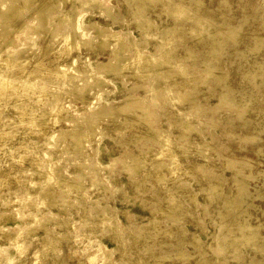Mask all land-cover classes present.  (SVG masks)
<instances>
[{
	"label": "rangeland",
	"instance_id": "374dc122",
	"mask_svg": "<svg viewBox=\"0 0 264 264\" xmlns=\"http://www.w3.org/2000/svg\"><path fill=\"white\" fill-rule=\"evenodd\" d=\"M5 1L7 6L3 4ZM7 1L0 0V4H3L0 8L10 9L14 6L12 0ZM41 1L44 4L46 0ZM41 1L37 0L38 6H34L36 10L31 8V11H22L14 26L11 23L3 24L0 17V54L6 57L7 53L16 52L21 60L27 62V68L17 72L19 82L27 83L31 75L43 68L46 69L43 76L49 79L47 82L40 78V83L37 82L47 88L45 94L36 91L18 95L16 86L12 85L6 97L0 99V117L4 119V125L0 127V264H105L106 255V264H197L200 253L207 257V264H264V240L260 241L264 237V197L258 191V187L264 191V39L260 43L254 40L257 36L264 38V0H226L223 3V0L200 1L199 10L211 15L204 24L206 28L220 27L228 31L233 23L241 25L237 34L238 42L232 45H229L232 42L227 43L218 55L207 52L210 40L204 39V35L208 31L198 33L195 29L201 25H196L187 16L174 18L172 13L169 14L164 9L163 0H148L149 8L141 3L134 6V0H59L60 8L51 11L50 25H59L61 32H65V28L78 27L76 35L80 41L68 51L65 43L54 38L48 48L50 32L38 24L40 15L44 13L40 9L43 6ZM182 1L196 5L193 0ZM17 2L23 3V0ZM73 5L76 8H71ZM73 10L71 21L64 22L66 20L63 21L60 16ZM139 13L146 15L145 21L152 19L154 27L144 30L138 22L139 18H143ZM135 16L138 18L135 19ZM25 18H32L33 21H25ZM97 25L100 26L99 29ZM27 26L29 27L26 28ZM103 27H109L108 30L105 29L110 35ZM163 28L168 29L171 37L170 47H165V55L171 61L160 62L147 71L141 70L144 73L149 72L143 78L132 74L136 70L133 65L111 70L102 69L98 77L94 76L99 70L98 62L108 61L112 57H115L112 58L114 62L117 59L119 62L122 57L135 55L138 49H143L146 54L157 52L160 46L157 37ZM17 29L22 31L21 34L19 30L17 33ZM101 34L107 37L104 45L100 43L103 38ZM25 36L31 41H26L28 39ZM18 37L21 38L17 39ZM121 39H126L125 43ZM17 40L22 43L19 44ZM121 42L120 48L118 44ZM16 43L20 48L14 50L17 48ZM3 48L5 51L8 48L7 52ZM113 50L117 55L109 52ZM189 50L193 51L192 55L188 54ZM176 61L190 75L174 69L178 65ZM36 63L40 66L34 65ZM86 64L91 68V77L75 78L69 88L57 80L55 72L73 67L77 69ZM168 70L170 72L167 74ZM99 77L104 80L101 81ZM227 87L234 90L235 96L230 101H222ZM95 93L99 95L95 96ZM136 94L140 98L144 97L142 109L121 110L122 100L129 98L128 101H133L134 96L135 100L140 99ZM153 95L156 97L154 100ZM55 101L58 109L44 116L42 112L49 110ZM102 105H106L110 111L101 113L98 117L94 116L95 111H99ZM194 106L197 107L194 109ZM134 111L137 112L136 117ZM33 112L36 113L40 125L36 123L37 130L32 131V122L28 118ZM142 112H147L148 115L144 116ZM146 116L155 118V122L150 121V117L147 120ZM91 117H95V121L90 125L88 118ZM76 118L86 119L76 124V128L86 133L83 144L77 147L73 143L72 132L69 131L70 127H74ZM129 118H133L131 124ZM146 120L150 123H145ZM124 126L126 127L123 128ZM59 129L67 132L58 135ZM147 130L168 132L178 154L177 158L172 159L169 155L158 156L163 148L162 142L155 136L148 135ZM50 132H53L52 135ZM199 149L204 151L200 152ZM131 153L135 157H144L140 168H126L135 160ZM44 158L54 162L53 166L58 172L67 177L62 184L49 182L52 179L44 175ZM114 158H119V161L110 164ZM234 158L238 160L237 163L230 162L229 165L228 161L235 160ZM160 159L166 162L160 164ZM241 160L249 162V166L252 164L249 167L251 169L246 167L243 172L249 173L251 170L254 177L248 178L251 192L248 196L250 201L248 204L246 202L248 210L239 215L242 219L238 216L237 220L247 219L252 224H260L261 236L257 243L239 246V251H235L231 242V246L229 244L227 248L221 249L223 253L218 251L216 239L219 225L225 220L222 215L227 211L223 196H227L225 193L237 194L234 173L236 168H240ZM209 173L216 177L220 174L218 177L222 179V188L220 186L219 191L221 189L225 193H214V189L212 191ZM158 174L163 175V178L159 179ZM42 189L58 195L57 202L50 204L39 196L33 199V204L23 203L24 198L34 196L37 191L42 192ZM45 195L47 194H43ZM174 199L180 205H175ZM63 201L65 205L61 204ZM49 210L54 215L35 224L34 216L41 217ZM105 214H110L112 221H103ZM113 220L114 224H111ZM44 224L55 233L50 234V237L55 238L57 245L42 254L39 248L43 247V238L47 232ZM183 225L187 229L181 228ZM234 231L235 233L232 229L228 240L233 241L236 238L234 236L239 230ZM16 233H19L18 237H15ZM178 236H185V244L184 239L182 245L177 244ZM198 237L202 241H198ZM223 240L222 242H229ZM198 242L203 248L196 249ZM135 243L140 251L136 252L131 248ZM182 248L188 252V259L180 253ZM255 248H259V251ZM213 251L217 253L216 256ZM235 253L239 258H234L237 257ZM218 260H221L220 263Z\"/></svg>",
	"mask_w": 264,
	"mask_h": 264
},
{
	"label": "bare ground",
	"instance_id": "6f19581e",
	"mask_svg": "<svg viewBox=\"0 0 264 264\" xmlns=\"http://www.w3.org/2000/svg\"><path fill=\"white\" fill-rule=\"evenodd\" d=\"M3 1V0H2ZM13 1V5L14 6H12L10 9H6V7L3 9V8H0V17H1V19L4 21L3 22V24L4 23H11V24H13V26H14V24L16 23V18L18 17V15L19 14H21V12L22 11H24L25 10V12H26V10H30L31 8H34V6H38V2H37V0H23V3H18L17 2V0H12ZM36 1V2H35ZM39 1V0H38ZM41 1V0H40ZM44 1V0H43ZM87 1H90V0H87ZM94 2H96L97 0H93ZM102 1V0H101ZM129 1V0H128ZM147 1L148 0H134V6L136 5V3H141L142 4V6H145L146 5V7H148L149 6V4L147 3ZM193 1H195L196 2V5H192V4H189L188 2L187 3H185V2H183L182 0H163V2H165V7H164V9L169 13V14H171L172 13V15L174 16V18L176 17V19L177 18H183L184 16H187V17H189L196 25H201V27H198V28H196L195 30H197L198 31V33H203L204 31H208L207 33H206V35H204V39H207V38H209V40H210V42H209V45H208V53L211 55H218L221 51H222V49L224 48V46L227 44V43H230V42H232V43H230L229 45H232L234 42L236 43V42H238V40H239V38H238V33H239V31H240V28H241V25L240 24H237V25H234V23H233V26H231V28L229 27V29H228V31H227V29H223V28H220V27H215V28H206L205 26H204V24H205V22L206 21H209V19L211 18V15H209V14H206V13H204V12H202V11H200L199 10V4H201V0H193ZM226 0H223L222 1V3L223 2H225ZM7 2H9V0L7 1ZM40 3V2H39ZM41 3H42V1H41ZM60 2H59V0H46L45 2H44V4L42 3L41 5H43V6H41L40 7V9L42 10L41 12H43L44 11V13L43 14H41L40 15V21L38 22V24H39V26H43L45 29L47 28L48 29V31L50 32V38H51V40H50V43H49V45H48V48H50L51 47V44L53 43V40H54V38L55 39H57V40H59L61 43H65V45H66V49L69 51L70 49H71V47H73L77 42H79L80 41V39H78V36L76 35V33H77V31H78V27H74L73 29L71 28V29H68V28H65V32H61V31H59V25H58V27H56L57 26V24H55L54 22V24L56 25H54V26H51L50 24H51V17H50V15H51V11L52 10H54L55 8H60V6L59 5H61V4H59ZM74 3V2H73ZM83 3V2H82ZM3 4H5L6 5V1H5V3H3ZM2 3L0 4V7H1V5H3ZM8 4V3H7ZM76 4V3H75ZM84 4V3H83ZM103 4H104V2H103ZM131 4V3H130ZM140 4V5H141ZM198 4V5H197ZM40 5V4H39ZM77 5V4H76ZM105 5V4H104ZM109 5V4H108ZM108 5L106 6V7H108ZM7 6V5H6ZM138 6V5H137ZM4 7V6H3ZM35 7V8H36ZM83 7V6H82ZM109 7H110V5H109ZM32 9V10H36V9ZM71 8H76L74 5L73 6H71ZM138 8V7H137ZM141 8V6H139V9ZM149 8V7H148ZM6 9V10H5ZM40 9H38V10H40ZM63 9V8H62ZM109 9L110 8H108V10L107 11H109ZM67 10H69V9H67ZM72 10V9H71ZM141 10H142V8H141ZM31 11V10H30ZM66 11V10H65ZM82 11V10H81ZM106 11V12H107ZM191 11H193V12H191ZM73 12H74V10L71 12V11H68V12H64L63 13V15L62 16H60V17H62L63 18V21L64 20H66V21H64V22H70L71 21V19H72V15H73ZM78 12V11H77ZM83 12V11H82ZM82 12H81V14H82ZM136 12V11H135ZM138 12H139V10H138ZM141 12V11H140ZM33 13V12H32ZM37 13H38V11L36 12V14L34 13V16L35 15H37ZM80 13V12H79ZM78 13V14H79ZM108 13V12H107ZM31 13H29V15H30ZM55 14H56V12H55ZM77 14V15H78ZM80 14V15H81ZM109 14V13H108ZM140 14V13H139ZM138 14V15H139ZM52 15H53V13H52ZM76 15V14H75ZM141 16H143L144 14H140ZM54 16V15H53ZM79 16V15H78ZM136 16H137V14H136ZM136 16H135V19H137L136 18ZM146 16V15H145ZM145 16H143V18H139V24H140V26H142V28L144 29V30H146L147 31V29L148 28H153L154 27V23H153V21H152V19L151 20H147V21H149V22H147V21H145L144 20V17ZM20 17V16H19ZM21 17H22V15H21ZM59 17V16H58ZM32 18H34L33 16H32ZM32 18H30L31 19V21H33L32 20ZM75 18H76V16H75ZM150 18V17H149ZM29 19V18H28ZM27 19V20H28ZM29 19V20H30ZM35 19V18H34ZM37 19V18H36ZM146 19V18H145ZM17 20H19V18H17ZM26 20V18H25V21H27ZM61 20V19H60ZM68 20V21H67ZM73 20H74V18H73ZM24 21V20H23ZM36 21V20H35ZM35 21H34V23H35ZM62 21V20H61ZM62 21V22H63ZM76 21V20H75ZM15 22V23H14ZM37 22V21H36ZM63 22V23H64ZM79 22V21H78ZM78 22H77V24H78ZM21 23V22H20ZM32 23V22H31ZM75 23V22H74ZM93 23H95V22H93ZM228 23V22H227ZM23 24H25V22H23ZM22 24V25H23ZM76 24V25H77ZM230 23H228V25H229ZM232 24V23H231ZM18 25V24H17ZM21 25V26H22ZM34 25H36V24H34ZM75 25V26H76ZM4 26V25H3ZM2 26V27H3ZM6 26L7 25H5V28H6ZM8 26H10V25H8ZM26 26V25H25ZM32 26H33V24H32ZM31 25H30V27H32ZM98 26V25H97ZM227 26V25H226ZM29 26H27L26 28H28ZM38 27V26H37ZM99 27L100 26H98V29H99ZM175 27V26H174ZM193 27V26H192ZM1 28V27H0ZM9 28V27H8ZM11 28V27H10ZM9 28V29H10ZM15 28V27H14ZM18 28H19V26H18ZM22 28V27H21ZM34 28V27H33ZM69 28H70V26H69ZM102 28V27H101ZM104 28V27H103ZM107 30H108V28L107 27H105ZM104 28V30L106 31V29ZM162 28V27H161ZM173 28V27H172ZM3 29H4V27H3ZM9 29H6V30H9ZM23 29H25L24 28V26H23ZM62 29V28H61ZM111 29V28H110ZM156 29H157V26H156ZM18 30H19V32L21 31L20 29H17V33H18ZM25 30H27V29H25ZM30 30V29H29ZM33 30V29H32ZM3 31V30H2ZM13 31H14V29H13ZM12 31V32H13ZM16 31V30H15ZM100 31H101V29H100ZM110 32H111V30H109ZM118 31V30H117ZM117 31H115V33L117 32ZM120 31V30H119ZM122 31V30H121ZM159 31V30H158ZM22 32V31H21ZM21 32L19 33V34H21ZM107 32V31H106ZM105 32V33H106ZM0 33H1V31H0ZM2 33H5V30L2 32ZM8 33H10V32H8ZM26 33V32H25ZM102 34H103V32H101ZM107 33H109V32H107ZM112 33V32H111ZM122 33H124V32H122ZM130 33H131V31H130ZM152 33V32H151ZM158 33V32H157ZM157 33H155V34H157ZM205 33V32H204ZM14 34V33H13ZM29 34H30V32H29ZM101 34V35H102ZM119 34H121V33H119ZM125 34H126V32H125ZM143 34V33H142ZM11 35V34H10ZM16 35V34H15ZM33 35V34H32ZM31 35V36H32ZM109 35H110V33H109ZM122 35H124V34H122ZM128 35V34H127ZM127 35H126V39H127ZM153 35V34H152ZM6 36V35H5ZM30 36V35H29ZM142 36V35H141ZM143 36H144V34H143ZM154 36V35H153ZM6 37H9V35L8 36H6ZM21 37H23V34H22V36ZM21 37H18L17 39H19V38H21ZM26 37V36H25ZM24 37V38H25ZM102 37L103 38H101L102 39V41L100 42L101 43V45H104V43H105V41L107 40V37H104L103 35H102ZM115 39H117V34H115ZM121 37H123V36H121ZM256 37V36H255ZM0 38H2V36L0 35ZM3 38H5V37H3ZM11 38V37H10ZM24 38H23V40H24ZM27 38V37H26ZM158 38V41H159V48H158V50H157V52H154V54H146L145 52H143L141 49H138L137 50V52H136V54L135 55H133L132 57H122L121 58V61H119V62H117L118 61V59H117V61L115 60V62H114V60L113 59H115V57H112V58H110V59H108V61H104V62H98L97 63V65H98V72L97 71H95V73L97 72V74H94V76H97L98 77V75H99V71H101L102 69H106V70H111L112 68H115V69H118L119 67H123V66H131V65H133L134 67H135V71L132 73V74H135L136 76H140V77H144V74H148V73H144V72H142L141 70H144V69H146V71L148 70V69H151L153 66H155L156 64H159L160 62H167V61H171L170 60V58H167V56L165 55V47H170V43H171V37L169 36V34H168V29H162L161 30V33H160V35H159V37H157ZM6 39V38H5ZM9 39V38H8ZM28 39V38H27ZM32 39V38H31ZM126 39H124L125 41H126ZM134 39V38H133ZM264 38H262V37H258L257 36V38L256 39H254V40H257L256 41V43H260L262 40H263ZM7 40V39H6ZM11 40V39H10ZM10 40H8V41H10ZM21 40V39H20ZM30 39H28V40H26V41H29ZM124 40L122 41V39L120 40V41H122V42H124ZM130 40V39H129ZM129 40H127V42L129 41ZM2 41V40H1ZM4 41V40H3ZM18 42H19V40H17ZM31 41V40H30ZM133 41V40H132ZM13 42H14V40H13ZM23 43L25 42V40L24 41H22ZM22 42H19V44L20 43H22ZM114 42V41H113ZM122 42L121 43H117L118 45H119V47L121 46L120 44H122ZM140 42V41H139ZM1 43V42H0ZM3 43V42H2ZM8 43H10V42H8ZM112 43V42H111ZM125 43V42H124ZM130 43V42H129ZM128 43V44H129ZM4 44V43H3ZM10 44H13V45H15L14 43H10ZM18 43H16V45H17ZM33 44V43H32ZM110 44V43H109ZM5 45H7V43L5 44ZM5 45H4V47H5ZM24 45V44H23ZM116 45V44H115ZM115 45H113V46H115ZM124 46H125V44H123ZM2 46V45H1ZM7 46H9V45H7ZM18 46L19 45H17V48H14V50L15 49H19L18 48ZM25 46V45H24ZM23 46V47H24ZM30 46V45H29ZM34 46V45H33ZM111 46V45H110ZM128 46V45H127ZM132 46V45H131ZM234 46H236V45H234ZM14 47V46H13ZM118 47V46H117ZM122 47V46H121ZM120 47V48H121ZM1 48V47H0ZM6 48V47H5ZM5 48H3V50L5 49ZM11 48H12V46H11ZM114 48V47H113ZM144 48V47H143ZM190 48V47H189ZM188 48V49H189ZM119 51H122L123 52V50L121 49H119V48H117ZM117 49H114V50H117ZM125 49H127V48H125ZM124 49V50H125ZM7 50H8V48H7ZM7 50L5 51V52H7ZM9 50H10V48H9ZM12 50V49H11ZM10 50V51H11ZM111 50H112V48H111ZM109 51L110 53H112V52H115V51ZM118 50L116 51V52H118ZM2 51V50H1ZM4 51H2V52H4ZM31 51V50H30ZM127 52H129L130 53V51H128V50H126ZM125 51V52H126ZM148 51V50H147ZM155 51V50H154ZM18 52V51H17ZM115 52V53H116ZM1 53V52H0ZM114 53V54H115ZM124 53V52H123ZM150 53V52H149ZM122 54V53H121ZM188 54H190V55H192L193 54V51H191V50H189V52H188ZM98 55V54H97ZM96 55V56H97ZM112 54H110V56H111ZM116 55H117V53H116ZM119 55V54H118ZM86 57V56H85ZM21 57H19V54H17L16 52H14V54L13 53H11L10 54V52L9 53H7V55H6V57H2V55L0 54V99L1 98H5L6 97V93H8V90H9V88L12 86V85H15L16 86V90H17V93H19L18 95H20V93H23V92H27V93H31V92H39L40 94H45V92H46V90H47V88L45 87V86H42V85H39L37 82H39L40 83V81H38L40 78L42 79V78H44L45 79V81H49V79H47L46 77H44L43 76V74L45 73V68H43L42 70H37L34 74H33V76L31 75V79L30 80H28L27 81V83H20L19 82V78H18V71L20 70V69H22V70H25L26 68H27V62L26 61H23V60H21L20 59ZM120 58V57H119ZM86 59H87V57H86ZM25 60H28V59H25ZM73 61V60H72ZM208 61V60H207ZM261 61H263V60H261ZM32 62V61H31ZM74 62V61H73ZM117 62V63H116ZM260 62V61H259ZM258 62V63H259ZM176 63L178 64L174 69H177V70H179V71H181V73H184V74H187L188 72H186V70H184L183 69V65H181V64H179L177 61H176ZM261 63H263V62H261ZM65 64H67V63H65ZM34 65H36V66H40V64H34ZM71 65V64H70ZM260 65V64H259ZM262 66H263V64H261ZM260 65V66H261ZM63 66H66V65H63ZM73 66V65H72ZM185 67V66H184ZM62 68H64V67H62ZM171 70V69H170ZM170 70H168V72H166L167 74L170 72ZM50 71H52V72H55L54 71V69H50ZM32 72V71H31ZM156 72V71H155ZM161 72V71H160ZM162 72H164V71H162ZM56 73V76H57V80H59L61 83H63V86H66V87H71L72 86V84H73V80L75 79V78H79V77H82V76H89L90 75V73H91V68H90V66L89 65H85L84 67L83 66H81L80 68H77L76 69V67H73V68H71V69H68V70H60V71H57V72H55ZM258 73H256V75H257ZM187 75H190L189 73L187 74ZM93 76V75H92ZM100 76L102 77V75L100 74ZM26 77H27V75H26ZM90 77H91V75H90ZM101 77H99V78H101ZM157 77V76H156ZM104 78V77H103ZM222 78V77H221ZM88 79V78H87ZM90 79V78H89ZM88 79V80H89ZM92 80H93V78H91ZM100 80V79H99ZM102 80H104V79H102L101 78V81ZM97 81V80H96ZM46 82V83H47ZM83 82V81H82ZM124 82H125V80H124ZM46 83H43V84H46ZM79 83V82H78ZM86 83V82H85ZM145 83V82H144ZM52 84V83H51ZM146 84V83H145ZM144 84V85H145ZM46 85H48V84H46ZM55 85V84H54ZM75 85V84H74ZM135 85H137V84H134V86ZM142 85V84H141ZM58 86V85H57ZM80 86V85H79ZM82 86V85H81ZM133 86V87H134ZM151 86V84L149 85V87ZM54 87V86H53ZM58 87H60V86H58ZM84 87V86H83ZM145 87V86H144ZM56 88V87H55ZM54 88V89H55ZM62 88V87H61ZM75 88V87H74ZM73 88V89H74ZM82 88V87H81ZM127 88H130V87H127ZM135 88V87H134ZM156 88V87H155ZM49 89V88H48ZM53 89V90H54ZM72 89V88H71ZM62 90V89H61ZM64 90V89H63ZM68 90V89H67ZM66 90V91H67ZM227 90V91H226ZM226 93H225V95L224 96H222L221 98V100L222 101H230L231 100V98H233L234 96H235V93H234V90L231 88V87H227L226 88ZM65 91V90H64ZM69 91V90H68ZM100 91H102V90H100ZM154 91V90H153ZM98 92V91H97ZM135 92H136V90H135ZM99 93V92H98ZM97 93V94H98ZM97 94L95 93V96H97ZM99 95V94H98ZM133 95V94H132ZM137 95V94H136ZM156 95V94H155ZM94 96V97H95ZM133 97V96H132ZM139 97V95H137V98ZM146 97V96H145ZM127 98V97H126ZM135 96L133 97V99L135 100ZM140 98V97H139ZM143 96L140 98V99H136L135 101L133 100V99H131V100H133V101H128V99L127 100H122V103H121V110H124V111H132V110H134L135 108H140V109H142V107H143V104H144V100H143ZM156 98V97H155ZM154 98V95H153V99L152 100H154L155 99ZM57 99H58V95H57ZM95 99V98H94ZM146 99V98H145ZM151 100V101H152ZM45 101H47V99L45 100ZM93 100H91V102H92ZM156 101V100H155ZM152 102H154V101H152ZM193 102V101H192ZM45 103V102H44ZM91 104V103H90ZM119 104V103H118ZM148 104H149V101H148ZM151 104V103H150ZM197 104V103H196ZM46 105V104H45ZM44 105V106H45ZM193 105V104H192ZM150 107V112H151V108H153L152 107V104L151 105H149ZM145 107V106H144ZM197 107V106H196ZM195 106H194V109L196 108ZM39 108H41V107H39ZM90 108V107H89ZM94 108V107H93ZM93 108H91L92 110H93ZM58 109V103H57V101H55L54 103H53V105H52V107L49 109V110H44V112H42V114L44 115V116H46L47 114H49V113H53L55 110H57ZM95 109V108H94ZM139 109V110H140ZM143 109H145V108H143ZM101 110V111H100ZM100 110L99 111H95V114H94V116H97V115H99V114H101V113H105V112H109L110 110H109V108L105 105H102L101 107H100ZM119 110V109H118ZM146 110H149L148 108L146 109ZM144 111V110H143ZM154 111V110H153ZM192 111V110H191ZM148 112V111H147ZM147 112H142V113H144L143 115L145 116V115H148V113ZM195 112V111H194ZM20 113H23V112H20ZM132 113V112H131ZM130 113V114H131ZM133 113H136V115H135V117L137 116V112H133ZM154 113V112H153ZM153 113L151 112V114H152V116H153ZM242 113V112H241ZM139 114V113H138ZM86 115V114H85ZM241 115V114H240ZM239 115V116H240ZM56 116V115H55ZM88 116V115H87ZM141 116V118H142V115H140ZM98 117V116H97ZM150 116H146L145 118L147 119V118H149ZM242 117V116H241ZM87 118V117H86ZM95 117H91V118H88V120H89V123H90V125L92 124V122L93 121H95V119H94ZM144 118V119H145ZM152 118V120H150V121H154V119L155 118H153V117H150V119ZM246 118V117H245ZM244 118V119H245ZM31 122H32V131H33V129L34 130H37V124L36 123H38L37 121V116H36V113H31L30 114V116H29V118H28ZM130 119V118H129ZM128 119V120H129ZM131 119H133V118H131ZM130 119V124H131V121H133V120H131ZM139 119H140V117H139ZM46 120V119H45ZM51 120H53V119H51ZM79 120H82V121H79ZM86 119H80V118H76V120H75V122L74 121H71V122H74V124H73V126L74 127H70V130L69 131H71L72 132V136H73V143L75 144V146L77 147V146H80L81 144H83L82 142H83V140H84V138H85V136H86V133H84L83 131H81V129L79 130L78 128H76V124H79V122H84ZM123 120V119H122ZM124 120H126L127 121V119L126 118H124ZM148 120V119H147ZM146 120V121H147ZM246 121L248 120V119H245ZM126 121H124V122H126ZM143 121H145V120H143ZM150 121L148 122H145V123H150ZM4 119H3V117H0V127L2 126V125H4ZM123 122V121H122ZM155 122V121H154ZM153 122V123H154ZM69 123V122H68ZM88 123V122H87ZM88 123V124H89ZM184 123V122H183ZM189 123V122H188ZM39 125H40V123H38ZM44 124V123H43ZM46 124V123H45ZM121 124V123H120ZM127 124H129V123H127ZM127 124H126V126H127ZM129 124V125H130ZM187 124V123H186ZM89 125V126H90ZM149 125V124H148ZM246 125V124H245ZM126 126H124L123 128H125ZM157 126V127H156ZM155 127L156 128H158V125H156ZM187 126V125H186ZM189 126H191V123L189 124ZM91 127V126H90ZM120 127V126H119ZM122 127V126H121ZM120 127V128H121ZM154 126H153V128H155ZM81 128V127H80ZM188 128V127H187ZM186 128V129H187ZM192 128V127H191ZM194 128V127H193ZM46 129V128H45ZM122 129V128H121ZM148 129V128H147ZM151 129V128H150ZM160 129V128H159ZM158 129V130H159ZM189 129V128H188ZM260 129V128H259ZM54 130V129H53ZM154 130V129H153ZM155 130H157V129H155ZM185 130V129H184ZM190 130V129H189ZM261 130V129H260ZM40 131V130H39ZM87 131H89V130H87ZM93 131H94V128H93ZM148 131V135H152V136H155L156 138H158L161 142H162V145H163V148L161 149V151L160 152H158V156H163V155H169L170 157H172V159H174V158H177V156H178V154H177V152L175 151V149H174V145H173V143H172V141L170 140V134L168 133V132H166L165 130L164 131H162V132H159V131H152V130H147ZM161 131V130H160ZM185 131H187V130H185ZM56 132V131H55ZM67 131L66 130H61V129H59L58 130V135L59 134H61V133H66ZM230 132V131H229ZM231 132H233L232 130H231ZM51 133V132H50ZM53 133V132H52ZM52 133H51V135H52ZM47 135V134H46ZM50 135V136H51ZM133 135H134V133H133ZM50 136L48 137L49 139H51L50 138ZM134 137V136H133ZM245 137V136H244ZM246 137H247V135H246ZM250 137H252V136H249V138ZM257 137V136H256ZM248 138V137H247ZM48 139V140H49ZM188 140V139H187ZM192 141V140H191ZM203 141H204V139H203ZM176 142V141H175ZM190 142V141H189ZM72 143V144H73ZM183 143V142H182ZM200 143V142H199ZM198 143V144H199ZM203 143V142H202ZM190 145H191V143H190ZM202 145V144H201ZM201 145H199V146H201ZM74 146V147H75ZM204 146V145H203ZM208 146V145H207ZM206 147V146H205ZM80 148V147H79ZM204 148V147H203ZM75 149H78V148H75ZM146 149V148H145ZM187 149H188V147H187ZM261 149V148H260ZM184 150V149H183ZM200 150V149H199ZM201 150H203V149H201ZM200 150V152H202ZM141 151H144V149L142 150L141 149ZM184 151H186V150H184ZM189 151V150H188ZM204 151V150H203ZM133 152V151H132ZM150 152V151H149ZM153 152H154V150H153ZM131 154H133V153H131ZM186 154V153H185ZM201 154V153H200ZM143 155V154H142ZM187 155H188V153H187ZM204 155V154H203ZM208 155V154H207ZM133 156H134V154H133ZM135 157V156H134ZM204 157H206V156H204ZM208 157V156H207ZM86 158H87V156H86ZM144 158V157H143ZM143 158L142 157H140V156H136L135 157V160L133 161V162H131V163H129L128 164V166L126 167V168H128V170H134V169H138V168H140L141 167V163H143ZM235 159V158H234ZM112 160V162L110 163V164H116L118 161H119V158H114V159H111ZM163 160V159H162ZM165 160V159H164ZM196 160V159H195ZM84 161V160H83ZM236 161H238V160H233V159H230L229 161H228V164L231 162V164L233 163V162H236ZM78 162V161H77ZM84 162H87V161H84ZM158 162H160V164H164V162H166V161H161V159L160 160H158ZM43 163H45V168H44V175L46 176H49L52 180H50L49 182H52V183H63V180H64V176H62L59 172H58V169L56 168V167H54L53 166V163H52V161H50L48 158H44V160H43ZM200 163V162H199ZM237 163V162H236ZM235 163V164H236ZM240 163H241V166H240V168L238 167V168H236V171H235V173H234V169H233V173L235 174V179H234V184H236L237 185V194H230V195H228L227 193H225L223 190V192L225 193V195H227L226 197H224L223 196V201L225 200V204H224V206H227V211L222 215V216H224L225 217V220L223 221V223L222 224H220L219 226H220V230H219V228H218V230H219V233L217 234V236H216V239H218V251H221V249H224L225 247L227 248L228 246H229V244H230V246L233 244V248H234V246H235V251L237 250V249H240L239 248V246H241L242 244L244 245L245 243H248V244H253V242H256L257 240H258V238H260V236H261V232H259V228H260V224H252V223H250L247 219H244V220H237L238 219V216L240 215V214H244V213H246L247 212V208H246V202H247V204L249 203V201H248V196H250L251 195V192H250V189H249V187H248V185H249V182H248V178H251L252 176L254 177V175L252 174V171L250 170V172L249 173H247V172H243V170L246 168V167H248V169H251V168H249V167H252V164L250 163V165L251 166H249V162H246V161H240ZM160 164H157V165H160ZM191 164V163H190ZM227 164V165H228ZM230 165V164H229ZM85 166V165H84ZM195 166V165H194ZM205 166H207L206 165V163H205ZM204 166V167H205ZM232 166H234V168H235V165H232ZM236 166H237V164H236ZM60 167V166H59ZM79 167H81V166H79ZM79 167H78V169H79ZM100 167V166H99ZM158 167V166H157ZM83 168V167H82ZM63 169V166H62V168H61V170ZM208 169V168H207ZM214 170V169H213ZM79 171V170H78ZM205 171V173H206V170H204ZM261 171V170H260ZM213 173H215V172H213ZM259 173V172H258ZM62 174H63V172H62ZM160 174H161V172H160ZM160 174H158V175H160ZM210 174V173H209ZM233 174V175H234ZM260 174V173H259ZM261 174H262V171H261ZM263 174H264V170H263ZM262 174V175H263ZM222 176H224L223 174H221ZM232 175V176H233ZM72 176V175H71ZM215 175L213 174H210V177H211V183H212V185H211V187H212V191H213V189L214 190H216L214 193H216V192H218L219 191V188H220V186H221V184H222V179L220 178V177H218V176H220V174L215 178L214 177ZM255 176H257V175H255ZM48 177V178H49ZM67 178V177H66ZM65 178V179H66ZM136 178V177H135ZM134 178V179H135ZM160 178H163V175H160L159 176V179ZM224 178V177H223ZM234 178V177H233ZM264 178V177H263ZM144 180V179H143ZM142 180V181H143ZM210 180V179H209ZM136 181V180H135ZM141 182V181H140ZM145 182H146V180H145ZM264 182V181H263ZM262 182V183H263ZM75 183H80V182H75ZM141 183H139V185H140ZM234 187H235V185H234ZM264 187V186H263ZM221 188H222V186H221ZM261 188V187H260ZM236 189V188H235ZM264 189V188H263ZM48 189H42V192H40V191H37L35 194H34V196H32L31 195V197H29V198H24L23 199V203L24 204H33V199H35V198H38L39 196H41L44 200H45V202H47V203H50V204H54V203H56L57 202V197H58V195H56V194H53V193H48V192H50V191H47ZM210 190V189H209ZM51 191H52V189H51ZM211 191V190H210ZM221 191V189H220V191H219V194H220V192H222ZM258 191H259V195L260 196H263L264 197V191H262L261 189H259V187H258ZM253 192V191H252ZM49 194L50 196H47V195H45V196H43V194ZM208 193V192H207ZM63 195V194H62ZM78 195V194H77ZM81 195V194H80ZM253 195V194H252ZM59 196H61V195H59ZM90 196V195H89ZM209 196V195H208ZM215 196H217V195H215ZM221 196V195H220ZM258 196V195H257ZM84 197H86V195L84 194ZM217 197H219V196H217ZM253 197H255V196H253ZM88 198V197H87ZM210 198V197H209ZM26 199V200H25ZM211 199H213V197L211 198ZM176 199H174V201H175ZM216 200V199H215ZM222 201V202H223ZM62 205L64 204H66L64 201L61 203ZM81 204V203H80ZM177 204H179L180 205V202H178V201H175V205H177ZM173 206V205H172ZM89 207V206H88ZM88 207H86V208H88ZM177 207V206H176ZM176 207H174V209L176 208ZM185 207V206H184ZM173 208V207H172ZM171 208V209H172ZM224 210H226V207H225V209ZM174 211V210H173ZM181 211V210H180ZM186 211H188V210H186ZM185 211V212H186ZM220 211V210H219ZM87 212V211H86ZM184 212V211H183ZM224 212V211H223ZM104 213H105V211H104ZM169 213V212H168ZM174 213V212H173ZM179 214V213H178ZM177 214V215H178ZM220 215L222 214L221 212L219 213ZM38 215V214H37ZM51 215L53 216L54 214L49 210V211H47V212H44V215L42 214L41 215V217L40 216H34L35 217V224H38V223H41L42 221H44L45 220V218H51ZM106 216H103L102 217V220L103 221H106V220H110V221H112L111 220V218H110V214L108 215V214H105ZM170 215V214H169ZM176 214H174V216H175ZM247 215V214H246ZM173 216V217H174ZM178 217V216H177ZM176 217V218H177ZM240 217V216H239ZM49 218V219H50ZM223 218V217H222ZM235 218H236V220H235ZM241 218V217H240ZM246 218V217H245ZM242 219V218H241ZM60 221H63L62 219H60ZM222 221V220H221ZM221 223V222H220ZM261 223V222H260ZM54 224V223H53ZM111 224H114V220H113V222L111 223ZM44 227L46 228V236L43 238V242H42V248H39V249H41V252H42V254H44V253H46L50 248H54L56 245H57V243L54 241V239L52 238V237H50V234L51 235H54L55 233L54 232H52L51 231V229L47 226V225H45L44 224ZM51 227H52V225H51ZM185 226L183 225V227H181V228H184ZM45 228H43V230L45 229ZM141 228V227H140ZM180 228V227H179ZM186 228V227H185ZM204 228V227H203ZM187 229V228H186ZM232 229H233V232L235 233V231H234V229H237V230H239V233L238 234H236L234 237H236L235 239H233V241L231 240H228V239H230V237H231V232H232ZM141 230H142V228H141ZM139 231H140V229H139ZM187 231V230H186ZM56 232V231H55ZM142 232V231H141ZM182 232H184V229H182ZM217 232V231H216ZM45 233V232H44ZM57 233V232H56ZM121 233V232H120ZM180 233V232H179ZM187 233V232H186ZM233 233V234H234ZM215 234V233H214ZM18 235H19V233H16V235H15V237H18ZM118 235V234H117ZM142 235V234H141ZM179 235V234H178ZM184 235H185V233H184ZM125 236V235H124ZM174 236V235H173ZM215 236V235H214ZM262 236H264V235H262ZM183 237H185V236H183ZM182 236H178L177 237V244L178 243H181V245H182V241H183V238ZM176 238V237H175ZM263 238V239H262ZM261 239H260V241L261 240H264V237H262ZM200 238L198 237V241H200L199 240ZM222 239H224L223 241H225V240H228L229 242H222ZM124 240H125V238H124ZM195 241H196V238L194 239ZM238 240V241H237ZM120 241V240H119ZM132 241H135L134 239L132 240ZM202 241V240H201ZM188 242H190V241H188ZM217 242H216V245H217ZM231 242H232V244H231ZM257 243V242H256ZM125 244V243H124ZM124 244H122V246H124ZM172 244V243H171ZM184 244H185V239H184ZM193 244H195V243H193ZM201 243H196V249H200L201 247L199 246ZM248 244H245V245H248ZM250 244V245H251ZM212 245V244H211ZM228 245V246H227ZM257 245H259V244H257ZM256 245V246H257ZM177 246V245H176ZM185 246V245H184ZM255 246V245H254ZM255 246V247H256ZM260 246H261V244H260ZM264 246V245H263ZM182 247V246H181ZM212 247V246H211ZM101 248H103V247H101ZM131 248L134 250V251H140V248H139V246L135 243L134 244V246H131ZM184 248V247H183ZM183 248L181 249V251H180V253L181 254H183L187 259H188V257H189V254H188V252L186 253L184 250H183ZM187 248V247H186ZM195 248V247H194ZM203 248V247H202ZM264 248V247H263ZM105 249V248H104ZM214 249H216L215 247H214ZM256 249V248H255ZM261 249V248H260ZM106 250V249H105ZM180 250V249H179ZM203 250V249H202ZM205 250V249H204ZM225 250H227V249H225ZM257 250V249H256ZM36 251V250H35ZM108 251V250H107ZM122 251H124V249H122ZM198 251H200V250H198ZM215 251H217V250H215ZM218 251H217V253H218ZM237 251H239V250H237ZM257 251H259V248H258V250ZM263 251V250H262ZM207 252V251H206ZM214 252V251H213ZM221 252H223V251H221ZM217 253H215L214 252V254H215V256H216V254ZM224 253V252H223ZM233 254H234V252H232ZM193 254H195V253H193ZM192 254V255H193ZM198 254V253H197ZM201 254V256H198L197 258H199V260H198V263L197 264H207V262H208V259H207V257L204 255V253L202 254V253H200ZM219 254V253H218ZM236 254V253H235ZM264 254V253H263ZM91 255V254H90ZM191 255V254H190ZM208 255V254H207ZM221 255V254H220ZM237 255V254H236ZM219 256V255H218ZM193 257V256H192ZM222 257V256H221ZM234 257V256H233ZM241 257V256H240ZM225 259H226V257H224ZM234 258H239L238 257V255H237V257H234ZM252 258V257H251ZM254 258V257H253ZM262 258H263V256H262ZM106 259H107V255L105 256V264H106ZM185 259V258H184ZM196 259V258H195ZM215 259H217V258H215ZM228 257H227V261H228ZM214 260V259H213ZM212 260V261H213ZM222 260H224V259H222ZM235 260V259H234ZM251 260H254V259H251ZM184 261V260H183ZM197 261V260H196ZM195 261V262H196ZM220 261L221 260H218V262L220 263ZM237 261V260H236ZM238 261H240V259L238 260ZM256 261V259L254 260V262ZM258 261V260H257ZM260 262H261V259L259 260ZM258 261V263H260ZM190 262V261H189ZM229 262V261H228ZM264 262V260L262 261V263ZM224 263V262H223ZM226 263V262H225ZM190 264V263H189ZM195 264V263H194ZM229 264V263H228ZM247 264V263H246Z\"/></svg>",
	"mask_w": 264,
	"mask_h": 264
}]
</instances>
